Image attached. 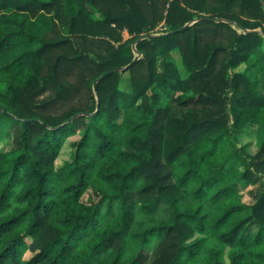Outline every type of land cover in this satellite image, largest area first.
I'll return each instance as SVG.
<instances>
[{"label":"trees","instance_id":"obj_1","mask_svg":"<svg viewBox=\"0 0 264 264\" xmlns=\"http://www.w3.org/2000/svg\"><path fill=\"white\" fill-rule=\"evenodd\" d=\"M262 44L264 0H0V264H264Z\"/></svg>","mask_w":264,"mask_h":264},{"label":"clouds","instance_id":"obj_2","mask_svg":"<svg viewBox=\"0 0 264 264\" xmlns=\"http://www.w3.org/2000/svg\"><path fill=\"white\" fill-rule=\"evenodd\" d=\"M8 13L5 12V15H7ZM15 14V13H13ZM262 47H264V44L261 45ZM92 55V54H90ZM252 60H255L256 58L253 56L251 58ZM258 67L260 69V71L258 73H246V75L249 76L250 79H254L255 76H259L260 79V84H261V88L259 90H255L257 92V94H264V61H260V63L258 64ZM27 71V69H26ZM157 71H160L159 68V64L157 65ZM231 73V69L226 70V74L230 75ZM190 73L188 71L183 72V76L184 78H187V76ZM110 90H115L117 93L119 94H123V95H130L133 92V84L131 82V79L129 77L128 73H121L119 75V77L113 81L110 82ZM140 100L136 101V104H140ZM169 101L167 99H163L161 101L162 104H167ZM121 107H123V105H121ZM262 112H264V110H262ZM138 115V114H137ZM177 116H179V113H177ZM150 119V117H149ZM105 120H106V116L102 119H100L98 122H96V127L102 128L103 130L107 131V128L105 127ZM124 132H127V128L124 129ZM121 137L123 136V133L120 134ZM262 136H264V131H262L261 133ZM5 144L8 143L7 140L4 141ZM251 151V149H250ZM101 163H104V161H101ZM133 163H135V161H133ZM242 162H238L236 165V169H235V176L233 177V179H237L240 175V173L243 171L242 168ZM193 187H195V185H193ZM189 198L191 199L190 193H189ZM201 204L204 205L203 207V212H208L209 211V207L207 205V203H205L204 201H200ZM193 205H195V201H193ZM213 217L209 216L208 220L206 221V223H213ZM191 227L192 228H196L197 224L195 221L191 222Z\"/></svg>","mask_w":264,"mask_h":264},{"label":"rangeland","instance_id":"obj_3","mask_svg":"<svg viewBox=\"0 0 264 264\" xmlns=\"http://www.w3.org/2000/svg\"><path fill=\"white\" fill-rule=\"evenodd\" d=\"M174 55H175L176 59L179 61V55H178V53L177 52H174ZM238 69L239 70L243 69V66H240Z\"/></svg>","mask_w":264,"mask_h":264},{"label":"water","instance_id":"obj_4","mask_svg":"<svg viewBox=\"0 0 264 264\" xmlns=\"http://www.w3.org/2000/svg\"><path fill=\"white\" fill-rule=\"evenodd\" d=\"M137 59V58H136ZM106 75V74H105ZM103 77V76H102Z\"/></svg>","mask_w":264,"mask_h":264}]
</instances>
